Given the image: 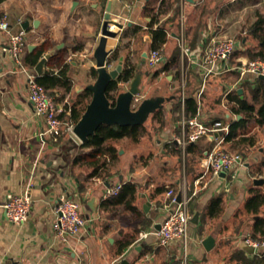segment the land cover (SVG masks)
I'll use <instances>...</instances> for the list:
<instances>
[{
    "label": "crops",
    "instance_id": "crops-1",
    "mask_svg": "<svg viewBox=\"0 0 264 264\" xmlns=\"http://www.w3.org/2000/svg\"><path fill=\"white\" fill-rule=\"evenodd\" d=\"M161 1L135 0L133 3H128L124 0H101L99 4H104L102 23L108 2H111L110 15L113 16L111 19L125 22L122 23L123 30L116 38L107 39V50L111 52L117 50V59L111 62L110 69L118 65L120 58L122 66L124 59L129 58L137 72L139 66L151 69L146 65V59L145 64H142L144 51L140 54L139 63L136 64L132 60L134 57L132 46L141 38L148 47L146 53L151 50L149 49L151 37L146 31L147 23L150 22L147 13L151 9H156ZM199 1L180 2L178 12L179 16L183 15L185 41L193 52L192 59L181 60L177 40L179 26V16H177L175 23L165 26L167 42L161 49L164 61L154 70L161 68L174 53L177 54V66L170 71L159 73V75L167 74L166 78L171 82L168 88H172L176 77L189 75L190 79L192 77L198 84L193 93L185 95L184 86L182 92L185 97L194 96L197 100L195 114L199 112L206 120L231 123L237 117L228 110V95L234 91L237 93V90L241 89L242 96L238 93L237 95L241 99L244 96L249 99L247 89L249 84L254 88L258 80H264L249 77L238 84V73L230 68L241 61L250 60L240 56L234 58L233 63L229 62L230 58L226 62L229 71H221L209 75L206 79L203 78L205 52L209 45L222 39L226 31L221 29V24L215 26L209 18L203 20L202 26L198 28L196 23L199 14L196 19L194 17L195 20L191 18L198 9ZM74 3L76 4L73 5ZM95 6L97 3H90V0H0V16L3 14L8 16L11 32L23 31L25 34V50L20 63H17L7 51V34L0 32L1 264H180L182 255L180 243L175 242L163 248L157 245L153 234L157 230L156 224H159L166 214V191L169 188L174 189L179 195L182 193L183 196L190 198L188 209L191 218L198 213V224L194 225L190 222L188 230L186 253L189 264H237L232 260V255L236 251H242L238 246L245 240L240 241L238 236L244 234L249 237L253 222V217L250 216L249 224L242 227L244 221L241 220L242 216L238 212L241 210L247 216L243 206L249 197L248 190L252 187L246 189L245 176H250L251 168L262 159L264 148H259L258 155L253 156L252 166L244 160L235 167L234 179L216 178L203 166L206 153L212 149L214 142L202 138L191 145L188 151V157L189 155L191 157L190 165L187 166L186 162L183 172L178 148L171 142L172 136L177 132L176 124L181 114L180 95L169 94L168 97H163L169 100L164 102L160 110L163 124L157 132L159 136L157 143L163 141V150L160 149L161 154H159L165 156L162 166H147V164L138 166L136 154L130 156L127 153V158L122 157L128 160L126 165L117 166V161L114 166L109 167L108 175L89 177L91 167L78 160L75 161L78 156L86 154L89 150L81 148L80 141L67 133L64 136V143L53 145L51 136L46 132L44 120L34 115L28 96L27 78L31 74L35 77L37 75L34 68L26 64V59L41 45L46 47L41 57L51 54V58L43 65L42 74L49 71L57 60L63 58L64 62L69 63L68 76L72 80L73 87L69 93H64L62 89L56 90L57 95L62 97L59 103L67 110L76 96L87 90L86 87L94 82L95 77L91 75L90 70L95 69L92 55L100 37L94 33V27L90 24L91 9L93 10ZM231 7L225 6L224 9L229 10ZM168 12L160 16L161 20L159 18V22L154 27L161 25L162 21L165 23ZM25 21L28 22L27 30L21 27ZM34 21L38 22L36 28L33 26ZM133 27L142 28L136 37L130 35V29ZM195 30L198 33L197 41L192 40ZM237 42L240 48V40ZM244 42L247 43L243 40L242 43ZM31 46L34 49L30 50ZM127 48H129L128 52L123 55L122 50ZM127 84L120 83L119 87ZM235 85H237L236 89L226 96L225 93ZM217 88L219 94L216 98L210 97L209 94L207 96L208 90L212 92ZM201 90L202 93L198 98ZM214 100L219 106L224 107L223 113L216 114L207 108V105L213 106ZM175 112H178L176 118H174ZM186 116L192 115L186 114ZM117 142L111 144L117 148ZM224 144L227 143H223L222 147ZM167 148L178 152V162L181 166L172 164V154ZM124 151L122 148L118 149V159ZM242 156L244 158L247 154L243 153ZM183 181L185 190H183ZM127 182L137 186L134 205L139 211V217L127 211L121 202L116 201L118 195L109 198L110 201L102 205L106 189L117 183ZM159 189H163V192L157 193ZM233 190L237 198L230 194L227 201L225 193ZM9 192L29 196L31 211L27 222L17 225L6 219L1 205ZM61 194L80 204L85 226L75 235L59 237L53 233L52 224L55 218L53 208ZM216 196L222 198V212L218 217L209 218L205 214V209ZM92 198L96 199L95 210L88 205V201ZM261 215L264 216V210ZM145 220L150 222L149 225L145 226ZM135 230H138V233L134 243L122 248L119 253L122 242L130 238ZM207 237L213 239V246L209 250H206L202 244ZM242 252L247 257H252L259 253L264 254V247L255 249V254L251 256Z\"/></svg>",
    "mask_w": 264,
    "mask_h": 264
},
{
    "label": "trees",
    "instance_id": "trees-1",
    "mask_svg": "<svg viewBox=\"0 0 264 264\" xmlns=\"http://www.w3.org/2000/svg\"><path fill=\"white\" fill-rule=\"evenodd\" d=\"M238 3H246L251 0H235ZM180 0H162L156 9H151L147 13V17L150 18V22L147 23V33L151 37L149 49H162L163 45L167 42V31L164 25L155 24L159 22V17L167 13L173 7L175 8V19L179 12ZM179 16V15H178ZM255 20L252 21L246 35L240 39V48L236 49L230 57V63H233L234 58H238L240 53L244 51L248 55V59L261 58L264 59V17L259 14H255ZM178 24V23H177ZM198 28L203 24V15H199L197 19ZM141 27H133L130 29V35L132 37L138 36L141 32ZM248 34V35H247ZM256 41V45L252 48H247L246 42L249 37ZM192 40L197 41V30L193 32ZM245 47V48H244ZM244 48V50H243ZM46 47L41 45L37 50L32 51L26 59V64L31 68H34L39 58L44 53ZM76 50V49H75ZM117 59V50L113 51L110 57V62ZM178 64V56L175 53L164 63V65L155 70L153 75H158L161 71H170ZM53 67L49 71H45L41 76H36V82L43 86L48 93L54 98L55 102L59 103L62 97H59L56 90L62 89L64 93H69L73 87L71 78L68 76L69 63L61 60L55 61ZM91 75L96 77V70L92 68L90 70ZM135 65L132 64L129 58H125L120 74L116 80L111 81L106 89V95L109 100L113 101L114 97L118 93L120 83H128L137 74ZM243 87V85H242ZM249 93V99L244 96L241 99L234 91L227 97L228 110L235 114L237 119L229 124V131L224 137V143H230L233 148H237L241 144L248 141V146H253L255 141L252 137L244 138L239 134H244L247 125L250 121H253L257 126H264V81H257L255 87L249 84L247 87ZM91 92L84 90L78 94L75 100L69 107V110L65 112L61 118L63 121L71 124H75L84 112L85 106L89 101ZM185 113L187 115H194L197 109V100L194 96H184ZM180 105V96H179ZM67 107V106H66ZM154 119L160 125L163 124L162 111L158 110L151 114ZM239 117V118H238ZM145 133V125L141 126H108L101 125L94 135L80 144L81 148H87L89 151L81 156H78L76 160L91 167V171L88 174L89 177H104L110 172V166L118 161V150L111 144V142H117L120 140L128 139L132 143H138ZM66 133L61 132L58 136H52L51 142L53 145H57L61 139H64ZM171 145V144H170ZM173 147V145H171ZM191 145L188 147L190 150ZM264 154V152H262ZM188 163V161H187ZM252 177L264 176V156L253 166L250 170ZM137 186L132 182L122 184L121 191L116 197L117 202H121L124 208L139 217V211L134 205ZM163 192V189L157 190V193ZM249 197L245 200L243 210L244 212L253 217L252 228L249 234V238L253 240L264 241V216L261 215L264 210V190H260L259 187H252L248 190ZM110 200L105 199L102 201V205L108 203ZM222 212V198L216 196L206 206L205 214L209 218L218 217ZM149 221L145 220V226L149 225ZM130 237L126 238L120 245L119 253L122 248L128 247L134 243L138 230ZM232 260L237 264H264V254L259 253L252 257H247L242 251H236L232 255ZM181 262V261H180Z\"/></svg>",
    "mask_w": 264,
    "mask_h": 264
},
{
    "label": "built area",
    "instance_id": "built-area-1",
    "mask_svg": "<svg viewBox=\"0 0 264 264\" xmlns=\"http://www.w3.org/2000/svg\"><path fill=\"white\" fill-rule=\"evenodd\" d=\"M181 3L184 0L180 1ZM0 32L7 34L8 45L7 51L11 57L20 63V58L25 50L24 32L12 33L8 21V16L3 14L0 16ZM178 46L180 49L181 60H191V50L185 41V28L183 15L179 16V26L177 32ZM238 42L232 38H222L213 42L207 48L204 55V64L202 66L203 78L209 75L226 72L230 69L238 73V84L249 77L264 76V59L259 57L247 61H241L238 65L228 68L226 62L229 60L233 52L238 49ZM164 61L161 49H151L147 53L146 65L154 69ZM111 65L108 66L110 68ZM232 86L225 95L236 89ZM27 89L29 101L32 104L35 116L44 120L46 132L49 136H58L61 132L71 136L74 124L63 121L61 116L68 110L63 104L55 102L54 98L48 91L35 80V75L31 74L27 78ZM202 90L198 93L200 97ZM141 100L138 96L134 98L132 109H136ZM181 114L177 120V132L171 138V142L178 148L180 162L183 172H185L188 147L197 143L202 138H208L214 142L212 149L206 153V159L203 166L206 167L216 178H220V173L225 171L223 178L234 179L236 177L235 167L242 163L239 154L226 151L222 145L224 137L229 131L230 122L222 120H206L199 112L192 116H186L183 92L180 94ZM222 132V135H218ZM183 190H185V182L183 181ZM122 184L117 183L106 189L103 198L109 199L115 197L121 191ZM194 194V193H193ZM177 193L171 188L166 191V214L159 223V228L154 231V236L158 246L167 248L173 243H180L182 255L180 264H188L187 258V238L190 225V213L188 204L190 198L180 194V200L177 201ZM2 211L6 219L13 224H23L27 222L31 211V200L27 194H16L9 192L1 205ZM54 222L52 224L53 233L59 237L77 234L84 226L85 219L81 213L78 201L61 194L54 208ZM248 245L258 249L264 247V241L245 238ZM1 264V260H0Z\"/></svg>",
    "mask_w": 264,
    "mask_h": 264
},
{
    "label": "rangeland",
    "instance_id": "rangeland-1",
    "mask_svg": "<svg viewBox=\"0 0 264 264\" xmlns=\"http://www.w3.org/2000/svg\"><path fill=\"white\" fill-rule=\"evenodd\" d=\"M128 1V3H133L135 0H124ZM101 0H90V3H97V6L91 9L92 12V20L90 21V24L94 27V33L98 36L100 35V28L102 24L103 14H104V4L101 3ZM225 6L231 7V9L226 10L224 9ZM191 19H196V17L199 15H203V20H207L209 18L210 22H212L215 26H218V24H221L223 30L226 31L224 36L222 38H232L237 41H239L241 38H243L246 35V32H248L249 27L253 20H255V14H259L262 17H264V0H251L250 2L246 3H238L234 0H200L199 6L197 11H195ZM111 13V11H110ZM169 15L165 19V23L160 22L161 25L167 26L169 23H175V8L169 10ZM114 15V14H112ZM178 16V15H177ZM176 16V18H177ZM112 18L113 16L110 15ZM161 20V17H159ZM116 19V18H115ZM194 19V20H195ZM117 20V19H116ZM121 23H125L124 20H119ZM84 25L86 22L83 23ZM220 28V27H219ZM113 31H117L116 27H112ZM248 35V34H247ZM249 37V36H248ZM256 45V41L251 39L250 37L247 38L246 46L247 48H252ZM244 47V48H245ZM134 51V57H132V60L134 62L139 63L140 62V54L141 52H146L148 50V47L146 45V42L139 38L136 43L132 46ZM243 48V50H244ZM129 48L122 50L123 55H125L128 52ZM248 54L244 51L240 53V57H246ZM154 69H148V68H141L139 66L138 73L142 74L141 82L139 85L140 88V94L138 96L139 100H143L146 98H152V97H168L169 94H175L179 96L182 93V88L184 86L185 95H189L190 93H193L195 90V87L198 83H196L195 80L189 75H183L182 77H176V80H173L172 88L169 89L168 86L171 84L166 78L167 74L163 75H153ZM146 74V75H145ZM188 76V79H187ZM187 81V82H186ZM129 87V84L122 85L118 88V92L126 91ZM205 90V89H204ZM219 88H217L215 91H207L210 97H217L219 92ZM204 94L206 95V91H204ZM213 106L207 105V108L212 110V112H215L216 114L223 113L224 107L219 106L217 103H215V100L213 101ZM206 108V107H205ZM207 109V110H208ZM178 112H175V117L177 116ZM145 125V133L143 137L140 139L138 143H132L128 139L120 140L117 142L118 149L122 148L125 150L120 155V158L118 159L117 166L120 165H126L128 163V160L122 159V157L127 158V153L131 156L133 153L136 154L137 157V164L138 166H142L143 164H147V166H162L163 162L165 161V156H161L160 149L163 148V141L159 144L157 143V140L159 138L157 132L159 129H161V126L159 123H157L154 119H152L151 115L148 117L147 121L144 123ZM244 134H239V136H243L244 138L252 137L255 141L253 146H248V141L241 144L237 148H233L230 143L224 144V149L228 152H233L236 154H239L241 158L249 164L250 166L253 165V156H257L259 153V148H264V126H257L253 121H250L247 125L246 130L244 131ZM78 141V139H76ZM61 143L65 142V139H61ZM79 142V141H78ZM117 149V150H118ZM163 150V149H162ZM167 151L172 154V164L174 163V166H181L178 162L179 156L177 151H171L169 148H167ZM63 152V151H62ZM247 154L246 157L243 158L242 154ZM128 155V156H129ZM188 159V165H190L191 157L189 155ZM146 162V163H145ZM247 178V186L246 189L253 187L252 181L254 178H264V176L260 177H252L245 176ZM260 190H264V185L258 186ZM175 192V190L173 189ZM230 194H233L235 198L236 193L235 191H228L225 193V198L227 201H229ZM239 215L242 216L241 220L244 221V224H242V227L247 226L250 222V216L244 215L243 211L239 210ZM239 240H243L245 238H248V236H238ZM229 250V249H228ZM228 253V251H227ZM226 253V254H227ZM189 264V262H188Z\"/></svg>",
    "mask_w": 264,
    "mask_h": 264
},
{
    "label": "water",
    "instance_id": "water-1",
    "mask_svg": "<svg viewBox=\"0 0 264 264\" xmlns=\"http://www.w3.org/2000/svg\"><path fill=\"white\" fill-rule=\"evenodd\" d=\"M189 3H193L194 0H186ZM74 3L73 5H75ZM111 2L107 3L104 20L102 23L100 37L98 44L93 51V59L95 62L96 77L92 84L86 87L91 92L90 101L86 105L84 112L81 114L78 121L73 125L72 134L80 141V143L86 142L90 136L94 135L96 130L101 125L108 126H141L148 117L155 111L161 110L165 101L168 98L152 97L146 98L140 101L136 109H132L134 98L140 94V82L142 78L141 73H137L136 76L128 82L129 87L126 91L118 92L111 101L106 95V89L108 84L116 80L122 70V59H119L118 65L110 69L111 65L110 57L111 51L107 50V39L116 38L124 25L110 17ZM37 21L33 22V26L36 28ZM131 24H128L130 26ZM28 22L25 21L21 24L23 30H27ZM116 27L117 31H113L111 27ZM34 49L33 46L30 50ZM147 53H142V64H145ZM51 58V54H45L41 57L36 65L34 71L37 76H41L43 72V65L47 60ZM260 80H264V76L258 77ZM237 93L242 96V90L238 89ZM218 135H222L219 132ZM225 171L220 173V177H224ZM252 184L256 187L264 185V178H254ZM180 200V195H177V201ZM96 199L92 198L88 201V205L92 210H95ZM190 222L194 225L198 224V213H195L190 219ZM156 229L159 228V224H156ZM206 250L211 249L213 246L212 237H207L202 242ZM238 248L244 251L248 255L255 254L253 246L248 245L245 241H241Z\"/></svg>",
    "mask_w": 264,
    "mask_h": 264
}]
</instances>
